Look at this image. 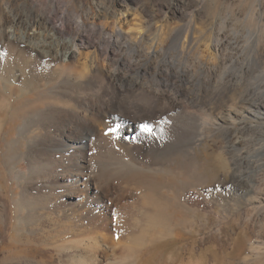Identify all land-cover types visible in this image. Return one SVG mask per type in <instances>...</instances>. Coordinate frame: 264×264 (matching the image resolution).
<instances>
[{"label": "bare ground", "instance_id": "6f19581e", "mask_svg": "<svg viewBox=\"0 0 264 264\" xmlns=\"http://www.w3.org/2000/svg\"><path fill=\"white\" fill-rule=\"evenodd\" d=\"M119 2L125 10L110 15L101 5L103 22L87 30L80 15L68 17L64 9L54 21L56 0L30 18L0 7V44L17 50L0 52V191L13 202L10 240L23 235L18 254L41 264H218L228 238L193 236L200 233L190 229L197 209L189 196H223L228 180L222 174L209 182L196 158L203 131L185 154L171 138L176 118L185 119L207 96L224 37L206 38L194 61L191 19L171 26L148 13L147 21L133 23L127 0ZM168 9L183 15L178 3ZM237 118L228 115L220 125L203 111L198 120L221 132ZM225 139L221 152L234 181L243 157L234 138ZM260 163L249 167L253 183ZM42 218L54 227L39 247L31 238L44 235ZM167 239L182 242L165 254L160 247ZM14 247L7 242L3 249ZM255 248L252 241L238 252L234 240L227 263L250 264ZM195 252L200 257L193 260Z\"/></svg>", "mask_w": 264, "mask_h": 264}, {"label": "rangeland", "instance_id": "374dc122", "mask_svg": "<svg viewBox=\"0 0 264 264\" xmlns=\"http://www.w3.org/2000/svg\"><path fill=\"white\" fill-rule=\"evenodd\" d=\"M56 1L59 8L53 14L54 21L58 20L61 9H64L68 17L73 18L80 15L85 21L86 30L93 23L101 25L104 18L100 17V13L107 10H104V7L110 8L109 14L114 12L117 14L121 10H125V6H121L119 0ZM175 3H178L182 8V16L173 14L168 9L171 4ZM127 4L126 7L129 10L127 18L133 23L147 21L148 13L154 16V21H166L165 23H169L171 26H177L182 21L191 19V41L188 47L189 54L194 61L198 56L199 47L201 48L206 38L215 39L217 33H221L224 37L216 66L212 68L209 74L210 78L207 80V96L203 100H199V104H193L192 107L190 106L191 108H188L192 113L185 119L184 117L176 118V122L180 126L171 140L173 139L172 143L175 140V147L181 148L182 153L185 154L190 149L191 142L197 138V134L203 131L205 135L201 138L200 144L195 147L196 158L203 165L202 168L209 182L223 174L229 183L225 191L223 190V196H208L207 201L203 197L189 196L190 201L196 203L197 209L194 224L190 229L193 234L196 229L200 233H195L193 236H209L215 233V236L220 235L225 239L228 238L226 249L217 257L218 264H228L225 251L229 250L234 240L239 243L238 252L245 244L253 241L254 246L258 249L255 248L250 264H264V196H262L264 186V0H127ZM4 5L22 18H30L31 13H40L41 11L44 13L51 8L50 0H0V7H4ZM115 20L112 18L107 25V31L112 30V23ZM170 41L171 39L168 38L164 46L167 47ZM3 44H0L1 53L17 51L11 44H6V42ZM23 47L20 45L18 50ZM24 48L22 51L27 50L26 47ZM203 111L211 113L220 125H223V119L228 115L232 117L238 115L239 118L233 126L227 127L225 124L219 132L214 131V126L200 125L198 117ZM231 129L232 131H229ZM181 131L184 135L180 133V136L179 132ZM189 135L191 136L189 137ZM227 135L234 138L230 140L235 141V147L243 157L237 173L239 178L234 181H231L226 175L230 168L226 162V155L221 152L222 147L228 144L229 140L225 139ZM181 145L184 147L183 149L180 147ZM162 147L163 145L160 146V151H163ZM259 156H262V159H259ZM254 161L262 164L261 170L259 169L255 173V184L252 181L254 173L250 169ZM101 166L98 162L97 170H102L103 166L100 168ZM5 173L7 174L6 171ZM7 187L9 188V185ZM1 191L0 209L3 214V222L0 224V264H41L30 261V259L27 260L25 254H18V249H24L26 238L23 235L16 237L17 241L10 240L9 232L12 229L10 217L13 202L9 192L6 196L5 192ZM209 197L219 199L220 204L211 205ZM202 216L205 219H202ZM53 218L61 219L57 218L55 214H53ZM41 220L39 225L44 229V235H35L31 238L32 244L39 247L44 245V236L51 235L54 227V224L45 218ZM201 223H204V226L201 227ZM220 228L224 232L217 234L216 231ZM7 242L15 245L14 250L3 249ZM181 242L180 239H167L162 242L160 248L167 254L169 251H174ZM37 253L48 255L54 251L45 253L38 250ZM197 257H200V254L195 252L192 259L196 260ZM214 262L211 260L207 264Z\"/></svg>", "mask_w": 264, "mask_h": 264}, {"label": "snow or ice", "instance_id": "6c2138e0", "mask_svg": "<svg viewBox=\"0 0 264 264\" xmlns=\"http://www.w3.org/2000/svg\"><path fill=\"white\" fill-rule=\"evenodd\" d=\"M142 127H143L145 130L147 129V125H143Z\"/></svg>", "mask_w": 264, "mask_h": 264}]
</instances>
